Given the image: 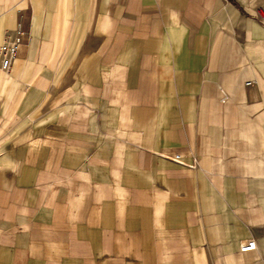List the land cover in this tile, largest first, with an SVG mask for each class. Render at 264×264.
Instances as JSON below:
<instances>
[{
	"label": "crops",
	"instance_id": "1",
	"mask_svg": "<svg viewBox=\"0 0 264 264\" xmlns=\"http://www.w3.org/2000/svg\"><path fill=\"white\" fill-rule=\"evenodd\" d=\"M20 21L0 264H264V0H0V49Z\"/></svg>",
	"mask_w": 264,
	"mask_h": 264
},
{
	"label": "built area",
	"instance_id": "2",
	"mask_svg": "<svg viewBox=\"0 0 264 264\" xmlns=\"http://www.w3.org/2000/svg\"><path fill=\"white\" fill-rule=\"evenodd\" d=\"M27 37V31L22 23L20 21L15 29V32L13 35L9 36L5 42L3 43L1 49H0V64L2 69L8 71L14 60L18 56L19 49L22 45H24L25 40ZM179 155H176L178 157ZM257 241L255 239H250L245 241L241 245V251L242 252H249L254 251L257 249Z\"/></svg>",
	"mask_w": 264,
	"mask_h": 264
},
{
	"label": "rangeland",
	"instance_id": "3",
	"mask_svg": "<svg viewBox=\"0 0 264 264\" xmlns=\"http://www.w3.org/2000/svg\"><path fill=\"white\" fill-rule=\"evenodd\" d=\"M26 29V28H25ZM27 31V30H26ZM27 34H28V32H27ZM27 38V37H26Z\"/></svg>",
	"mask_w": 264,
	"mask_h": 264
}]
</instances>
